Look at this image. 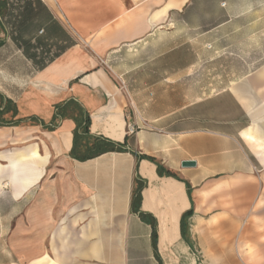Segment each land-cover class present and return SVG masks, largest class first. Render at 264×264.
I'll use <instances>...</instances> for the list:
<instances>
[{"label": "crops", "instance_id": "crops-1", "mask_svg": "<svg viewBox=\"0 0 264 264\" xmlns=\"http://www.w3.org/2000/svg\"><path fill=\"white\" fill-rule=\"evenodd\" d=\"M10 1L0 51L10 39L37 52L33 71L0 80V264H264V66L213 89L180 85L196 72L177 65L156 69L177 64L184 43L209 47L210 33L237 16L263 30L264 0H219L214 24L200 0ZM70 99L91 134L126 150L72 157L77 122L56 116ZM137 178L156 246L132 209Z\"/></svg>", "mask_w": 264, "mask_h": 264}, {"label": "rangeland", "instance_id": "rangeland-1", "mask_svg": "<svg viewBox=\"0 0 264 264\" xmlns=\"http://www.w3.org/2000/svg\"><path fill=\"white\" fill-rule=\"evenodd\" d=\"M11 4L12 2L8 0V15L4 19L9 28ZM197 6H201L205 11V19L210 24L218 22L222 17L219 11V0H200ZM197 18L202 19L203 15L199 13ZM253 18L254 16L251 15L237 16L236 21H233L226 29L211 32L207 39L209 47L203 48L202 42L199 40L195 43L188 42L180 45L177 49L179 62L177 64H157L156 69H160L164 73L176 69L177 65L179 70L196 72L188 80L186 78L179 79V84L183 86L187 81H194L196 85L200 86L210 84V89L234 86L248 73L264 66V29L252 30L254 25L250 21ZM258 22V26H264V16H259ZM178 28L181 32L175 37L176 41H185L187 34L182 31V26ZM22 44L24 48L19 51L9 39L0 51V80L9 82L12 72L29 73L36 67L35 61L30 58L37 52V45L33 44L32 47L25 41H22ZM191 59H195L196 63L187 65V61ZM38 64L40 65V63ZM144 81L153 83L154 79L142 80V86H148L150 84H145ZM159 82L169 85L171 80L162 79ZM259 174L264 182V167H260ZM260 194L264 200V190ZM2 246L0 245V260L6 259L5 242Z\"/></svg>", "mask_w": 264, "mask_h": 264}, {"label": "trees", "instance_id": "trees-1", "mask_svg": "<svg viewBox=\"0 0 264 264\" xmlns=\"http://www.w3.org/2000/svg\"><path fill=\"white\" fill-rule=\"evenodd\" d=\"M7 5H8V0L1 1L0 3V14L1 15H3V12L6 10ZM0 98H2L1 95H0ZM57 108H58V112L56 116L60 115L62 117H66L70 115L74 117L77 122V126L74 130L73 147L70 152V155L72 157L79 159V160H85L88 158L96 157L98 155H101L109 151H125L126 150V142L124 143L115 142L104 136H97V135L91 134L90 129H89L90 116L84 110V108L80 105V103L77 102L76 100L70 99L68 101H65L62 104H59ZM5 110H7L6 107L2 111H5ZM3 123H11V122L10 120L3 119ZM139 157L148 158L154 161V157L146 155V154L143 156L139 155ZM158 170L160 174L163 173L162 167L160 165L158 166ZM167 173L172 174L170 171H168ZM144 186H145V182L137 178L136 185L133 191V196H132V209L135 212H138L144 220L148 221L152 225V228H153L152 236H153L154 244L156 246V240H157L156 221L151 214L142 211L140 208L141 192ZM191 213H192L191 211H188L182 218L183 230L185 229L186 218Z\"/></svg>", "mask_w": 264, "mask_h": 264}, {"label": "water", "instance_id": "water-1", "mask_svg": "<svg viewBox=\"0 0 264 264\" xmlns=\"http://www.w3.org/2000/svg\"><path fill=\"white\" fill-rule=\"evenodd\" d=\"M196 165V162L193 160H185L182 162V166L184 167H190Z\"/></svg>", "mask_w": 264, "mask_h": 264}, {"label": "built area", "instance_id": "built-area-1", "mask_svg": "<svg viewBox=\"0 0 264 264\" xmlns=\"http://www.w3.org/2000/svg\"><path fill=\"white\" fill-rule=\"evenodd\" d=\"M128 131H129L130 133H133V132H134V127L130 125L129 128H128Z\"/></svg>", "mask_w": 264, "mask_h": 264}, {"label": "bare ground", "instance_id": "bare-ground-1", "mask_svg": "<svg viewBox=\"0 0 264 264\" xmlns=\"http://www.w3.org/2000/svg\"><path fill=\"white\" fill-rule=\"evenodd\" d=\"M246 133V132H245ZM250 134V133H249ZM252 136V135H251ZM249 137V136H248ZM252 138V137H251Z\"/></svg>", "mask_w": 264, "mask_h": 264}]
</instances>
